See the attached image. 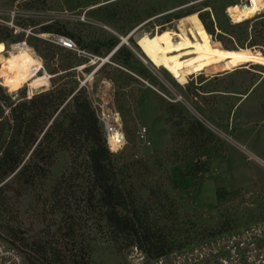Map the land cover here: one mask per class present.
Wrapping results in <instances>:
<instances>
[{"label": "rangeland", "instance_id": "rangeland-1", "mask_svg": "<svg viewBox=\"0 0 264 264\" xmlns=\"http://www.w3.org/2000/svg\"><path fill=\"white\" fill-rule=\"evenodd\" d=\"M32 1H36L38 8L26 7ZM244 2L246 0H0L3 20H0V32L5 36V44L0 42V51L5 55L14 49L22 59L36 55L42 58L44 46L39 45L37 39L55 43L50 40L55 32L40 29L48 23L64 25L76 32L77 23H82L83 35L95 46L110 35L122 41V37L132 32L123 44L139 51L133 50L138 60L135 65L145 66L154 80L141 77L134 68H125L122 75L116 70L119 64L113 50L104 46L102 55L87 53L88 58L80 57L76 50L68 49L57 54L56 59L76 56L81 61L88 59L83 68L79 65L62 80L69 85L79 83L86 89L97 108L105 137L104 120L114 121L117 128L124 131L126 144L116 155L124 152L121 157L127 162L140 161L148 168L133 167L120 172L119 178L127 182V186L131 183L134 190L140 191L149 201L150 216L147 217L143 209L141 211L145 225L159 238L178 247L242 227L264 215V165L249 159L247 154L252 152L264 160V61L250 58L246 52H251L246 47L251 44L244 35L246 28L235 26L238 22H234L228 12L229 8ZM103 4L111 6L108 13L104 16L94 13L95 8ZM12 9L25 12V16L15 20L24 31L15 33L4 22L10 19L7 12ZM259 13L264 14V9L257 15ZM194 15L207 34L205 37L211 33L205 29L200 15L205 16L213 28L209 40L234 46L225 48L229 52L242 50L246 53L180 55L166 60L169 72L142 57L137 44L139 35L154 33L158 28L177 29L179 19L184 16L197 27ZM31 20L39 24L32 26ZM25 39L28 43L23 42ZM252 48L262 52L264 43L261 41ZM107 57L108 60L102 61ZM192 58L196 59L188 61ZM42 61L46 68L43 58ZM191 65L196 68L185 70ZM0 86L12 99L29 98L52 87L50 84L32 89L25 84L11 91L2 78ZM141 91L145 101L138 107ZM169 103L208 126L224 142L225 156L211 157L210 170L203 182L187 174L195 153L192 148L186 149L185 139L173 135L174 131L183 134L181 129L186 125L172 128L167 122ZM143 127L147 130V140L137 135ZM179 147L184 163L174 162ZM28 157L29 154L25 161ZM71 161L69 153L59 151L50 158L47 172L43 168L37 169L38 172L30 169L20 179L16 172L9 174L3 183L8 184L12 210L0 215V232L8 234L1 227L5 224L9 227L19 225L36 248L49 251L52 246L59 248L63 256L59 264H129L128 243L113 239L103 209L96 199L88 197L90 186L83 178L74 175L71 183L60 191L63 200L54 205V186ZM218 188H223L221 199Z\"/></svg>", "mask_w": 264, "mask_h": 264}, {"label": "trees", "instance_id": "trees-1", "mask_svg": "<svg viewBox=\"0 0 264 264\" xmlns=\"http://www.w3.org/2000/svg\"><path fill=\"white\" fill-rule=\"evenodd\" d=\"M26 7L38 8V4L36 1H32ZM109 7L111 6L108 4L99 5L95 8L94 13L104 16V13H108ZM200 17L205 24V29L212 34L213 28L209 25L208 20L203 15ZM193 20L197 27L192 23L189 24L194 33L207 36L195 15ZM30 24L37 26L39 22L31 20ZM77 26L79 27L77 32L67 29L64 25L52 23L41 25L40 29L42 32H55L71 37L78 48L84 51L81 53L76 51L80 57L102 55L103 46L112 51L120 44L121 40L116 35H110L105 40L100 39L101 42L96 46L89 44L86 36L82 33L84 24L77 23ZM235 26L246 28L244 35L246 39H250L251 44L246 46L251 50L250 53L264 54V51L257 52L252 48L261 41L264 43L263 13L238 22ZM249 29L251 32H248ZM4 40L5 36L0 32V42ZM37 41L39 45L44 46L41 55L47 70L51 73L52 87L35 93L29 98L23 96L22 99H12L10 95L3 93V88L0 86V215L12 210V196L8 193V184L3 183L6 177L16 172L17 179H20L26 176L28 171H31L30 169L36 171L43 168L47 172L51 165L50 158L59 151H64L70 154L72 161L56 181L54 205L61 203L63 199L60 198V191L64 190L76 175L83 178L90 186L87 190L88 197L91 200L96 199L103 209L107 225L116 242L124 240L129 247L138 243L153 254H161L178 247L175 244H169L165 238H159L157 234L152 233L148 225H145L146 221L143 220L144 214L141 211L143 209L147 217L150 216L149 201L144 199L140 191H135L131 183L127 186V182L119 178L120 172L130 171L133 167L143 170L148 166L140 161H137L138 164L136 162L131 164L121 157L124 152L117 156L116 152L111 151L107 145L104 127L97 115V108L86 89L79 83L69 85V82L62 80L76 67L87 63L88 59L81 61L82 59L80 60L77 56L56 59L57 54L68 49L41 38ZM132 42L134 43L133 40ZM135 46L138 48L136 44ZM219 46L224 49L234 47L227 43L219 44ZM113 55L119 64L116 70L122 75L125 74V68H134L141 77L155 79L145 66L135 65L138 63L136 54L125 44H122ZM54 60L63 63L58 64ZM188 67L185 70L196 68L195 65ZM108 77L114 80L112 76ZM144 101L145 95L141 91L138 107H141ZM168 113L167 122L172 125V128L182 124L186 125L181 129L183 134L174 131L173 135L177 134L185 139L183 143L186 149L192 148L195 153L191 156L187 174L194 180L199 179L203 182L210 170L209 160L211 157L213 155L219 158L225 156L223 140L208 126L187 116L184 110L174 103H169ZM123 117H126V113H123ZM176 117L177 120H175ZM186 149L182 148L183 151ZM176 150L177 158L174 162L184 163V158L179 156L181 148ZM28 154L29 157L25 161ZM115 157H118V160ZM222 191L223 188H218L220 199ZM236 192L237 190L231 192L230 196ZM160 202L162 203V200ZM11 218L15 219V216ZM1 227L6 229L9 236L1 232L0 235L20 250L28 264H59L62 262L63 256L59 248L52 246L50 251L47 248H36L34 242L24 236L19 225L9 227L8 224H5Z\"/></svg>", "mask_w": 264, "mask_h": 264}, {"label": "built area", "instance_id": "built-area-1", "mask_svg": "<svg viewBox=\"0 0 264 264\" xmlns=\"http://www.w3.org/2000/svg\"><path fill=\"white\" fill-rule=\"evenodd\" d=\"M7 15L10 19L4 22L8 27H12L15 33L25 30L15 23L17 18L26 15L24 11L12 9ZM0 20L3 21L1 15ZM50 40L67 49L84 52L71 37L65 34L52 33ZM23 42L28 43V40L25 39ZM108 59L109 57L103 58L102 61ZM110 121L104 120L107 142L110 125L117 128L114 121L111 123ZM146 131V127L140 128L137 131L138 137L147 140ZM120 132L125 142L117 149L113 150L107 143L113 152L119 151L126 144V135L123 130ZM242 147L245 149L244 146ZM247 154L249 159H256L264 165V160L254 153L247 152ZM127 260L129 264H264V215L242 227L222 231L161 254L150 253L143 246L135 243L128 248ZM0 264H28L20 250L1 235Z\"/></svg>", "mask_w": 264, "mask_h": 264}, {"label": "bare ground", "instance_id": "bare-ground-1", "mask_svg": "<svg viewBox=\"0 0 264 264\" xmlns=\"http://www.w3.org/2000/svg\"><path fill=\"white\" fill-rule=\"evenodd\" d=\"M263 9L264 0H246L240 5L229 8L228 12L234 22H241L255 16ZM210 37L211 34L208 37L196 35L188 22L187 16H184L179 19L177 29L165 28L161 30V28H158L154 33L143 32L137 37V42L143 54L142 57L155 66L165 68L168 72L169 66L166 60H174L180 55L245 53L242 50L229 52L219 46L215 40H209ZM124 39L128 40L125 36ZM246 52L252 55L253 59L258 58L264 61V54L254 55L249 51ZM83 67L84 64L79 66V68ZM50 77L51 74L44 67L40 56L36 55L22 59L14 49L9 50V55H5L3 51H0V78L3 79L4 85L9 87L11 91L17 90L25 84H28L32 89L49 86L51 84ZM111 125L109 127L108 143L115 150L125 140L121 137L120 130Z\"/></svg>", "mask_w": 264, "mask_h": 264}, {"label": "water", "instance_id": "water-1", "mask_svg": "<svg viewBox=\"0 0 264 264\" xmlns=\"http://www.w3.org/2000/svg\"><path fill=\"white\" fill-rule=\"evenodd\" d=\"M132 34V32L127 36V38H129L130 37V35ZM122 41L120 42V44L112 51V53H114L122 44H123V42L124 41H127V40H125L124 39V37H122ZM137 44H138V42H137ZM133 48V50L135 51V52H137V53H139V51L135 48V47H132Z\"/></svg>", "mask_w": 264, "mask_h": 264}]
</instances>
